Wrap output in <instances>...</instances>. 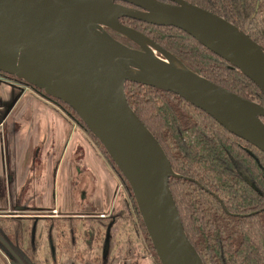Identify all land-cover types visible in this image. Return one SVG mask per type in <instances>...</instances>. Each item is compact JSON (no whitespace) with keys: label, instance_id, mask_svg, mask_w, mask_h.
I'll list each match as a JSON object with an SVG mask.
<instances>
[{"label":"water","instance_id":"1","mask_svg":"<svg viewBox=\"0 0 264 264\" xmlns=\"http://www.w3.org/2000/svg\"><path fill=\"white\" fill-rule=\"evenodd\" d=\"M178 27L240 69L264 95V46L187 0H0V71L69 104L128 181L162 264H205L188 238L164 148L129 105L127 82L172 91L264 151V106L199 75L121 22ZM113 27L139 48L116 39ZM144 37V36H143ZM174 60V61H172Z\"/></svg>","mask_w":264,"mask_h":264},{"label":"trees","instance_id":"2","mask_svg":"<svg viewBox=\"0 0 264 264\" xmlns=\"http://www.w3.org/2000/svg\"><path fill=\"white\" fill-rule=\"evenodd\" d=\"M187 1L223 16L264 46V0ZM121 22L146 35L189 70L264 106V95L256 83L186 31L130 17ZM107 30L119 41L139 48L121 30ZM125 92L129 105L158 139L178 175L170 178V187L186 234L204 263L264 264V151L172 91L127 82ZM54 99L90 132L69 104ZM134 206L136 214L130 210L134 231L138 235L142 228L149 242L146 250L162 264ZM125 213L122 209L121 219Z\"/></svg>","mask_w":264,"mask_h":264},{"label":"flooded vegetation","instance_id":"3","mask_svg":"<svg viewBox=\"0 0 264 264\" xmlns=\"http://www.w3.org/2000/svg\"><path fill=\"white\" fill-rule=\"evenodd\" d=\"M0 84L1 89L5 88L0 90V121L7 125V134L4 130L0 132V264H140L147 259L140 250L146 249L145 246L123 247L114 243L116 249L112 251L116 236L113 232L122 216L117 195L109 204L107 197L101 199L82 189L70 205L67 201L61 205L63 197L53 188L51 205L33 198L37 190L31 189L25 177L28 178L29 172L33 177V172L38 170L42 176L43 169L50 168L54 170L52 177L56 185L65 151L58 158L52 152V157L50 152L44 156L38 145L32 143L34 148L27 150L24 141L11 138L8 119L25 91L45 97L69 119L82 125L62 103L25 80L0 72ZM76 171L77 176L84 174L80 168ZM100 242H104L101 252Z\"/></svg>","mask_w":264,"mask_h":264},{"label":"crops","instance_id":"4","mask_svg":"<svg viewBox=\"0 0 264 264\" xmlns=\"http://www.w3.org/2000/svg\"><path fill=\"white\" fill-rule=\"evenodd\" d=\"M1 87L0 90L5 91V88L1 89ZM2 121H0V132L4 130L6 135L7 125ZM8 121L11 122L9 131L11 138L19 142L24 141L25 149H33V143L34 146L38 145L42 152L44 151V156L50 152V157L53 154L57 158L65 151L67 162L64 158L56 185L52 177L54 170L50 168L43 169L42 176L41 171L38 170L33 172V177L31 172L28 173V178L25 177L31 189L37 190L38 194L33 196L35 200L48 201V205H51L53 188H56L63 197L61 205H66V201L69 203L67 205H70L72 199L79 197L82 189H87L88 194L92 193L101 199L107 197L109 204L116 197L117 177L108 172L105 157L92 136L78 123L69 119L50 100L27 89ZM77 168H80L84 174L77 176ZM1 170L0 163V174ZM58 206L57 202L56 207Z\"/></svg>","mask_w":264,"mask_h":264},{"label":"rangeland","instance_id":"5","mask_svg":"<svg viewBox=\"0 0 264 264\" xmlns=\"http://www.w3.org/2000/svg\"><path fill=\"white\" fill-rule=\"evenodd\" d=\"M137 32L140 33L142 36H144L146 39H149L143 33L139 32V31H137ZM148 47L154 53H158L156 47L151 45V43L149 41H148ZM175 60H177V59H175ZM82 127L85 129V131L88 134H90V132L86 129V127L84 125H82ZM91 136H92L93 141L97 144V146L99 147L103 156L105 157L106 165L109 168L108 172L110 171V173H112L113 175H115L117 177V179L116 178L115 179L118 181V185L116 186V189L114 187L115 191L117 192V198H118L117 207L119 210L124 209L126 212L124 218H122L120 221H118L117 225L115 226V230L113 233L116 234V236H115L116 239L114 238V241L112 242V251L116 249L115 244L123 245V247H125V246L127 247V246H130V243H132V245L135 247H137V246L140 248H144V246L149 247L147 235L144 233L142 228L139 226L140 229L138 231L139 232L138 235L134 231L135 228H134L133 223H132V217L130 216V215H132L130 213V210L132 209L134 211L135 210L134 205L136 204V206H137V203L133 199L134 194L132 192V189H131L128 181H126L125 178L123 177V175L121 174V172L118 171V168L116 167V165L114 166V163H113L114 161L112 160V158L110 156H108V154H106L105 150L100 146L98 141H96L94 136L93 135H91ZM137 208H138V206H137ZM135 214H136V210H135ZM34 236L35 237L31 236V240L33 242H34V240H36V229L34 231ZM80 239H81V234H80L79 241H80ZM51 241H52V239L49 238V242H51ZM65 241H67V240H65ZM103 244H104V242L103 243L100 242V244H99L98 250L100 252L103 250V248H102ZM140 250L144 253L145 257H148L147 259L141 260L140 264H157L155 259L151 257V255L149 254V252L146 249H140ZM103 260L106 261L105 258H103Z\"/></svg>","mask_w":264,"mask_h":264},{"label":"bare ground","instance_id":"6","mask_svg":"<svg viewBox=\"0 0 264 264\" xmlns=\"http://www.w3.org/2000/svg\"><path fill=\"white\" fill-rule=\"evenodd\" d=\"M140 39H141L142 43H143L147 48H149V47H148V39H146V38L143 37V36H140ZM149 49H150V48H149ZM172 61H174V60H172Z\"/></svg>","mask_w":264,"mask_h":264}]
</instances>
